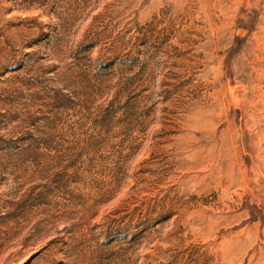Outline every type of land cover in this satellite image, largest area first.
I'll use <instances>...</instances> for the list:
<instances>
[{
  "label": "rangeland",
  "instance_id": "obj_1",
  "mask_svg": "<svg viewBox=\"0 0 264 264\" xmlns=\"http://www.w3.org/2000/svg\"><path fill=\"white\" fill-rule=\"evenodd\" d=\"M0 264H264V0H0Z\"/></svg>",
  "mask_w": 264,
  "mask_h": 264
}]
</instances>
